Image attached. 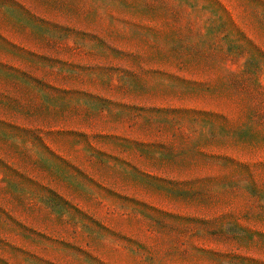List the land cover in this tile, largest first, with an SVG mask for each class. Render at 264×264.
Wrapping results in <instances>:
<instances>
[{"label":"rangeland","instance_id":"rangeland-1","mask_svg":"<svg viewBox=\"0 0 264 264\" xmlns=\"http://www.w3.org/2000/svg\"><path fill=\"white\" fill-rule=\"evenodd\" d=\"M0 264H264V0H0Z\"/></svg>","mask_w":264,"mask_h":264}]
</instances>
